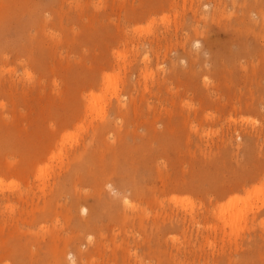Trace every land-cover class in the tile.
<instances>
[{
    "label": "rangeland",
    "instance_id": "rangeland-1",
    "mask_svg": "<svg viewBox=\"0 0 264 264\" xmlns=\"http://www.w3.org/2000/svg\"><path fill=\"white\" fill-rule=\"evenodd\" d=\"M0 264H264V0H0Z\"/></svg>",
    "mask_w": 264,
    "mask_h": 264
},
{
    "label": "bare ground",
    "instance_id": "bare-ground-1",
    "mask_svg": "<svg viewBox=\"0 0 264 264\" xmlns=\"http://www.w3.org/2000/svg\"><path fill=\"white\" fill-rule=\"evenodd\" d=\"M108 80H110L109 78H108ZM117 95V94H116ZM94 99V98H93ZM99 100H101V99H99ZM93 102V101H92ZM95 102V101H94ZM101 102V101H100ZM93 106V105H92ZM128 201V200H127ZM238 212V211H237ZM193 213V212H192ZM236 214H238V213H236ZM243 213L240 211V213L237 215V216H241ZM220 216H222V215H220ZM192 220H194V219H192ZM196 238H197V236H196ZM236 239V238H235ZM234 239V240H235ZM207 241V240H206ZM235 243V242H234ZM237 247V246H236ZM236 247H235V249H236ZM214 253V252H213ZM213 255V254H212Z\"/></svg>",
    "mask_w": 264,
    "mask_h": 264
}]
</instances>
